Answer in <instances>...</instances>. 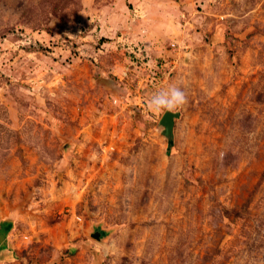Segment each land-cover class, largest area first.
<instances>
[{
	"label": "rangeland",
	"instance_id": "1",
	"mask_svg": "<svg viewBox=\"0 0 264 264\" xmlns=\"http://www.w3.org/2000/svg\"><path fill=\"white\" fill-rule=\"evenodd\" d=\"M8 218L0 264H264V0H0Z\"/></svg>",
	"mask_w": 264,
	"mask_h": 264
},
{
	"label": "clouds",
	"instance_id": "2",
	"mask_svg": "<svg viewBox=\"0 0 264 264\" xmlns=\"http://www.w3.org/2000/svg\"><path fill=\"white\" fill-rule=\"evenodd\" d=\"M187 102L185 90L172 83L154 92L147 102V107L152 113L161 114L182 108Z\"/></svg>",
	"mask_w": 264,
	"mask_h": 264
},
{
	"label": "water",
	"instance_id": "3",
	"mask_svg": "<svg viewBox=\"0 0 264 264\" xmlns=\"http://www.w3.org/2000/svg\"><path fill=\"white\" fill-rule=\"evenodd\" d=\"M179 116V112H165L163 113L159 123L162 126V134L167 138V149L169 150L170 146L173 143V127L174 120ZM2 225L0 222V229ZM105 230L100 226H95L91 236L95 239L101 241L105 237ZM3 250V247H0V250Z\"/></svg>",
	"mask_w": 264,
	"mask_h": 264
},
{
	"label": "crops",
	"instance_id": "4",
	"mask_svg": "<svg viewBox=\"0 0 264 264\" xmlns=\"http://www.w3.org/2000/svg\"><path fill=\"white\" fill-rule=\"evenodd\" d=\"M6 221H9L8 224L5 223ZM2 223H5V224H6V228L9 227L10 230L12 229V219L8 218V219H5V220L1 221V225L3 226ZM1 228H2V227H1ZM10 230H9V231H10ZM9 231H8V232H9ZM8 232H7V233H8ZM3 242L5 243V239H4V237L2 236V238L0 237V243H3ZM0 247H3L4 249L6 248L5 245H0Z\"/></svg>",
	"mask_w": 264,
	"mask_h": 264
},
{
	"label": "trees",
	"instance_id": "5",
	"mask_svg": "<svg viewBox=\"0 0 264 264\" xmlns=\"http://www.w3.org/2000/svg\"><path fill=\"white\" fill-rule=\"evenodd\" d=\"M9 230H10V228L8 227L7 230L5 231V237H4L5 240H8V239H7V232H8ZM6 242H7V241H6Z\"/></svg>",
	"mask_w": 264,
	"mask_h": 264
},
{
	"label": "flooded vegetation",
	"instance_id": "6",
	"mask_svg": "<svg viewBox=\"0 0 264 264\" xmlns=\"http://www.w3.org/2000/svg\"><path fill=\"white\" fill-rule=\"evenodd\" d=\"M0 245H5V246H7V244H6V243H4V242H3V243H0Z\"/></svg>",
	"mask_w": 264,
	"mask_h": 264
}]
</instances>
